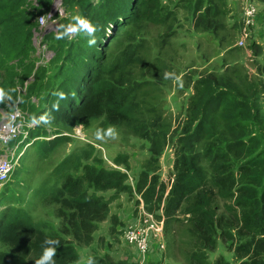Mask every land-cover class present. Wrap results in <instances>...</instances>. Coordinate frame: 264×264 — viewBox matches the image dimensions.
<instances>
[{
  "label": "trees",
  "instance_id": "1",
  "mask_svg": "<svg viewBox=\"0 0 264 264\" xmlns=\"http://www.w3.org/2000/svg\"><path fill=\"white\" fill-rule=\"evenodd\" d=\"M60 1L65 11L75 6L81 18L95 27L96 44L89 46V37L83 32L75 34L74 40L69 36L57 40L55 32L45 34L47 49L53 53L48 64L51 60L59 61V81L51 83L45 75L46 68L36 65L37 58L32 53L33 36L39 30L37 18L50 9L53 0H0V89L11 96V100L0 101V117L3 109L9 112L14 107L37 114L31 99L43 95L51 112L50 116L47 112V122L57 119L75 125L103 116L108 124L132 125L134 95L130 97V90H124L116 78L114 72L118 67L106 65L107 48L102 42L112 37L104 27L111 24L112 30L119 31L116 36L120 31L126 35L119 25L120 19L131 18L137 27L165 21L170 12L159 13L160 0ZM201 1H205V8L198 13L194 27L202 31L216 28L212 19L220 12L212 3L219 1L225 6V0H194L193 14L202 8ZM72 23L75 21L68 17L60 18L58 29ZM122 49V57L130 55L127 47ZM192 89L186 126L170 137L175 139L177 148L173 180L167 193L153 166L165 139L161 143L154 131L140 133L138 127L133 129L150 144V167L140 171L134 186L127 183L125 171L94 162L82 164L80 160L87 158L86 151L77 159L75 168H81L79 175L66 174L69 159L60 162L58 167L65 171L61 185L46 201L58 205L56 214L61 225L77 244H88L96 223L108 216L110 198L97 193L134 190L150 212L163 204L166 224L175 220L178 211L187 215V232L195 241L187 250L186 264H232L223 256L209 262L208 253L215 250L219 240L233 253L236 264H264V87L247 81L245 90L240 92L225 75L208 73L196 79ZM247 89L251 91L247 93ZM256 94L261 105L255 101ZM33 131L29 132L30 138L36 137ZM115 160L128 169L125 158ZM217 198L230 201L221 212L214 206ZM123 223L117 215L112 218V226H117L119 234ZM0 246L8 248L0 250V264H35L42 248L48 246L55 248V264L79 260L72 242L58 233L45 232L19 207L9 206L0 211ZM92 258L95 264H114L108 257Z\"/></svg>",
  "mask_w": 264,
  "mask_h": 264
},
{
  "label": "rangeland",
  "instance_id": "2",
  "mask_svg": "<svg viewBox=\"0 0 264 264\" xmlns=\"http://www.w3.org/2000/svg\"><path fill=\"white\" fill-rule=\"evenodd\" d=\"M193 2L194 0H160L159 13L163 14L165 11L170 14L165 21L158 23L146 22L134 27L131 18L120 19L119 25L123 28L122 32L128 33L126 35L120 31V35L116 36L119 31L112 30L111 24L104 27L105 33L112 37L110 41L105 38L102 42L107 48L106 65L118 67V71L114 72L116 78H119L124 90H130V97L134 95L136 106L132 125L108 124L103 116L88 118L75 125H68L57 119L45 123L40 117L48 119L47 112L49 116L51 112L47 109L43 95L31 99L38 115L23 111L36 123L33 136H36L37 140L29 136L26 139H17L21 144L14 154L22 151L9 180L0 185V211L9 206L22 208L45 232L63 235L65 240L73 243L79 254V260L73 264H83L89 256L108 257L114 264H145L150 260V263L156 261L157 264H186L187 250L195 240L187 232V215L179 211L175 214V220L166 224L162 208L154 209L163 216L164 247L160 248L157 243H153V250L145 256V260H140L135 248L123 244L119 239L117 226L116 229L112 226V218L115 215L125 221L122 227L128 225L129 219L136 218L133 220L136 223L142 215L141 208L145 213L150 212L134 190L132 193L114 190L97 193L110 198L109 213L104 220L96 223L92 240L88 244H77L72 236L64 231L61 219L56 214L58 205L46 199L61 185L65 173L63 167H58L61 161L69 159L66 163L69 166L66 174H81V168L75 166L82 151H86L87 156L80 160L82 164L94 162L98 166L125 171L127 183L134 186L140 171L150 167V144L134 133L133 129L136 127L140 133L145 130L154 131L161 143L165 139L161 154L153 166L159 181L169 185L173 179V162L177 148L175 139L170 137L180 133L186 126V108L195 80L208 73H216L230 78L232 83L240 88V92L245 90L247 81L254 83L256 87H264V2L257 1V23L251 36L244 40L243 47L236 45L240 39L241 0H225V6L219 1L212 3L220 13L213 19L210 18L216 28L205 31L194 27L198 13L205 8V1H201L202 8L195 14L192 12ZM249 2L254 3L252 0ZM66 15L71 22L74 21L73 17L81 18L80 11L75 6L67 10ZM52 29L43 31L45 34L50 31L56 33L58 27ZM44 35L41 39H33L32 56L39 59L37 63L41 67L46 68L45 75L48 76L49 82L57 83L59 77L56 71L59 61L51 60L48 64L53 53L47 49ZM69 39L77 38L70 35ZM125 47L130 55L124 58L120 51ZM165 71L179 76L180 82L175 79L165 80ZM248 89L247 93L252 88L249 91ZM256 97L258 99L255 101H259L261 105L259 95L256 94ZM6 112L7 110L3 109L1 116ZM108 129H112L114 135H105ZM98 130L103 139H96ZM13 142L9 145L12 146ZM26 142L30 144L23 148ZM117 157L126 159L128 169L116 162ZM95 159L100 160V163H96ZM228 203V199L214 200V206L219 212L223 211ZM159 249L162 251H158ZM0 250L8 248L0 246ZM219 256L236 264L233 253L227 250L220 240L215 250L208 253V260L213 262Z\"/></svg>",
  "mask_w": 264,
  "mask_h": 264
},
{
  "label": "built area",
  "instance_id": "3",
  "mask_svg": "<svg viewBox=\"0 0 264 264\" xmlns=\"http://www.w3.org/2000/svg\"><path fill=\"white\" fill-rule=\"evenodd\" d=\"M241 1L239 14L241 22L239 29L240 39L236 43L239 47H243L244 40L251 36L257 23L258 12L256 5L258 4L257 0H252L254 3L249 2V0ZM65 16L66 11L61 1L53 0L50 9L38 16L37 22L39 30L37 33H34L33 37L41 39L46 33L43 30H47L48 28L53 30V27H58V20ZM41 18L44 19V24H41ZM35 124L36 123L29 118L28 114L24 113L19 107H14L11 111L2 114L0 119V185L9 180L21 154L22 150L14 154L21 144V141H17V139L19 137L26 139L29 136L30 130L35 127ZM35 140H37V137H35ZM11 141H14L12 146L9 145ZM29 144V142L24 143L23 148ZM172 180L173 179H171V182ZM170 184H166V193L170 189ZM162 206L163 204L160 208H162ZM140 211L142 215H140L136 223L133 221L136 218L133 220L129 219L127 221L128 225L120 227L119 239H121L123 244L135 248L140 255V260H145V256L153 250V243H157L160 248L164 247L163 216L155 211H153V213H145L142 208ZM158 251H162V249Z\"/></svg>",
  "mask_w": 264,
  "mask_h": 264
},
{
  "label": "clouds",
  "instance_id": "4",
  "mask_svg": "<svg viewBox=\"0 0 264 264\" xmlns=\"http://www.w3.org/2000/svg\"><path fill=\"white\" fill-rule=\"evenodd\" d=\"M73 20L75 21V23L68 24V25H61L59 29L56 30L57 32H56L55 38L57 40H60L70 35H75L77 33L83 32L86 36L89 37V39L87 40V43L89 44V46L96 44V39H95V36L93 35V33L95 32V27L91 25L88 21L80 17H73ZM44 23H45L44 19L41 18V24H44ZM163 78L165 80L175 79L177 82H180V77L169 71L164 72ZM4 99L11 100V96L8 95V93L5 92L3 89H0V101ZM40 120L44 121L45 123L47 122L44 116H41ZM105 135H114L113 130L108 129ZM95 136H96V139H103L99 130L96 132ZM45 243L52 244L54 242L46 241ZM54 255H55L54 247H51V246L44 247L42 248L39 258L36 259L35 264H55L54 259H53ZM86 264H95V261L91 256H89L86 261Z\"/></svg>",
  "mask_w": 264,
  "mask_h": 264
},
{
  "label": "crops",
  "instance_id": "5",
  "mask_svg": "<svg viewBox=\"0 0 264 264\" xmlns=\"http://www.w3.org/2000/svg\"><path fill=\"white\" fill-rule=\"evenodd\" d=\"M263 4H264V3H263ZM38 60H39V59H37V60H36V62H35V63H36V65L38 64V63H37V61H38ZM30 78H31V77H30Z\"/></svg>",
  "mask_w": 264,
  "mask_h": 264
}]
</instances>
